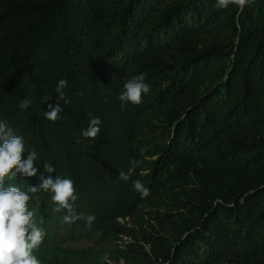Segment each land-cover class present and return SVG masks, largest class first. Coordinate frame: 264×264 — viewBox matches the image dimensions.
Returning a JSON list of instances; mask_svg holds the SVG:
<instances>
[{
    "label": "trees",
    "instance_id": "16d2710c",
    "mask_svg": "<svg viewBox=\"0 0 264 264\" xmlns=\"http://www.w3.org/2000/svg\"><path fill=\"white\" fill-rule=\"evenodd\" d=\"M153 1L0 0V121L24 138L23 159L37 154L23 191L47 176L71 179L75 212L85 201L92 226L132 242L109 248L98 264H264V23L251 6L233 5L230 33H210L187 26L184 9L196 0L155 9ZM153 27L176 36L142 45ZM141 73L150 92L122 107L124 83ZM204 84L225 90L227 113L198 104ZM49 104L63 109L55 122L45 118ZM92 117L102 122L95 139L82 135ZM157 124L175 126L173 136L149 140ZM132 161L140 164L125 182L119 173ZM51 195L29 193V202L39 197L42 227ZM45 259L82 264L75 252Z\"/></svg>",
    "mask_w": 264,
    "mask_h": 264
},
{
    "label": "clouds",
    "instance_id": "9594fccd",
    "mask_svg": "<svg viewBox=\"0 0 264 264\" xmlns=\"http://www.w3.org/2000/svg\"><path fill=\"white\" fill-rule=\"evenodd\" d=\"M254 2L255 0H216L215 7L227 9L229 5H236L242 12L246 6ZM144 81L145 75L141 73L124 83L123 91L118 97L122 107L129 102L134 105L142 102L143 95L150 92V86ZM66 86V80L58 81L56 92L61 100L64 98L63 89ZM30 105L31 101L24 99L19 107L27 109ZM48 107L50 110L45 113V118L55 122L60 118L63 109L58 104H49ZM89 115L91 116V113ZM101 123L98 117H92L82 135L85 138L95 139L100 133ZM24 152V138L14 134L13 129L5 121H0V264H41V260L34 253L43 245L46 231L42 227V219L38 224L36 213L29 210V193H36L39 189L51 192V201L56 205L54 211H66L63 216L64 223L72 224L77 220L85 219L90 227L95 220L92 215L84 217L75 212L74 202L78 197L71 179L59 176L53 179L47 176L42 178L39 189L36 186H29L27 191H22L15 184L5 187V180L15 179L17 174L24 177H33L37 174V168L34 167L36 152L28 151L27 159H23ZM130 163L128 173H119V178L125 182L131 178L140 161ZM44 169L47 173L54 171V167L50 164H45ZM133 188L142 198L150 194V190L140 180L133 181Z\"/></svg>",
    "mask_w": 264,
    "mask_h": 264
},
{
    "label": "rangeland",
    "instance_id": "374dc122",
    "mask_svg": "<svg viewBox=\"0 0 264 264\" xmlns=\"http://www.w3.org/2000/svg\"><path fill=\"white\" fill-rule=\"evenodd\" d=\"M169 0H154L152 7L155 9L159 5H162ZM144 3V0H143ZM143 3L139 5L138 11L141 16H143ZM216 0H196L194 5H188L184 9L185 18L187 21V26L191 28H203L205 31L214 33L216 31L221 32L223 35L229 34V28L225 25L227 20V13L231 11L233 5H229L227 9H220L215 7ZM252 10L258 14L262 23H264V6L259 0H255L253 4L250 5ZM145 9L150 13H156L154 10L150 9L149 5L144 6ZM114 28L112 29V32ZM149 38L147 42H143L142 45H165L169 43L175 33L173 31L162 29L161 27H153L148 29ZM127 58L126 54H116L112 59L115 61H125ZM180 76H190V71H185L182 69L178 70ZM228 102V97L223 88H213L208 84H204L200 89V97L198 99V104L208 103L215 106L216 110L221 113H227L225 109V104ZM226 117L223 120L225 126L229 125L226 122ZM236 118H234V121ZM157 130L154 131V135L149 136V140H153L156 137L159 141H162L168 137L169 133L173 136V130L175 126L171 128L168 126L162 127L157 124ZM170 142V140H168ZM193 147H197L194 144ZM143 151V150H142ZM11 184H15L20 187L21 190L25 188L24 186V176L17 174L16 178L12 180ZM10 184V185H11ZM39 197L35 196L31 202H29V210L36 213L37 223L42 219L38 212ZM51 215L48 219L44 221L43 228L46 231V236L41 248L34 254L41 260V264H50L46 261L45 257L50 254L52 250H57L61 253H77L82 259V264H98L97 261L105 260L107 258L108 250L115 245L123 247L127 243H132L126 237L114 238L110 234H102L94 226H88L85 219H81V223L67 224L63 222V216L65 214H60L54 211V204L50 200L48 202ZM80 214L87 217L86 212V202L82 201L79 205ZM178 215L174 213V218Z\"/></svg>",
    "mask_w": 264,
    "mask_h": 264
}]
</instances>
